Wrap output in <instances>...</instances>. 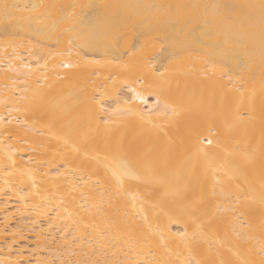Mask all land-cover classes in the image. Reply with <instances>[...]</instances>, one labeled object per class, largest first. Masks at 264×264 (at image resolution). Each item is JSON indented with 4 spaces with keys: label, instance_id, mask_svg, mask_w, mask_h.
I'll use <instances>...</instances> for the list:
<instances>
[{
    "label": "bare ground",
    "instance_id": "bare-ground-1",
    "mask_svg": "<svg viewBox=\"0 0 264 264\" xmlns=\"http://www.w3.org/2000/svg\"><path fill=\"white\" fill-rule=\"evenodd\" d=\"M0 22L30 42L0 45V209L61 233L57 264H264V0H0ZM12 245L0 264H55Z\"/></svg>",
    "mask_w": 264,
    "mask_h": 264
},
{
    "label": "rangeland",
    "instance_id": "rangeland-1",
    "mask_svg": "<svg viewBox=\"0 0 264 264\" xmlns=\"http://www.w3.org/2000/svg\"><path fill=\"white\" fill-rule=\"evenodd\" d=\"M2 24L3 23H1L0 22V25H1V29H2ZM1 29H0V31H1ZM13 36V37H12ZM11 37H9V35H8V37H6V36H2V35H0V45L2 44V43H8L9 42V40L11 41H13V39L14 40H22V44H20V46H19V50L20 49H23L24 48V50L26 49V47H28L29 46V44L28 43H30L29 41H28V37H26V36H22L21 34H17L16 33V36L15 35H12ZM11 41V42H12ZM21 42V41H20ZM33 42V43H32ZM31 42V44H34V43H37L38 44V42H37V40H34V41H32ZM35 45V44H34ZM37 47L39 46V44L38 45H36ZM11 48H13V47H11ZM18 49V48H17ZM23 50V51H24ZM124 90V89H123ZM123 90H121V93L122 92H124ZM0 205L2 206V200L0 201ZM8 204L10 205V206H8ZM8 204H6V206L4 207L3 206V209H4V211L2 212V210L0 209V229L3 227V228H5V230L6 231H8V232H6L5 234H7V235H5V234H2V235H5L6 237H2V238H0V247H1V249L2 248H4V247H6V246H8V245H11V244H13L12 245V248H13V250H14V252L16 251H18V250H22L25 254L27 253L28 255L30 254V257L32 256V259H30V257H29V259L32 261L33 260V262L35 261L34 259H36L37 258V256L38 257H45V258H47V255H48V258L51 256L52 257V262H54L55 264H57V261H60L59 259H58V256L59 255H57L56 257L54 256L55 255V252H54V249H55V251H56V249L57 250H60L61 249V247H62V244H58L59 242H62V241H60L59 239H61V236H59V235H61V233H57L58 231L55 229V231H54V235H55V239H52L51 237V235L50 234H46L47 236H48V238H46L45 236V243H42L43 245H45L46 246V248H44V247H41L40 248V246H43L41 243H39V241H41V240H38V239H36V237H37V235H36V233L39 231V230H41V231H44L45 233L46 232H48V233H51L50 231H47V229L46 228H43V227H47L46 225H44L45 223H43V221L39 224V223H34L33 222V220H31L30 218H29V220H28V218H27V216H21V215H19V213L17 212V210L15 211V207H14V203H8ZM12 204V205H11ZM8 208V209H7ZM11 212H13V213H11ZM3 213H6V214H9V215H11V218H10V220H9V222L8 221H5L4 220V217H5V215L3 214ZM15 214V215H14ZM4 215V216H3ZM22 217V218H21ZM13 218V219H12ZM4 220V221H3ZM33 222V223H32ZM33 224V225H32ZM42 226V227H40V226ZM30 226V227H29ZM33 226H34V229H33ZM8 228V229H7ZM38 230V231H37ZM15 233H14V232ZM1 232V231H0ZM13 232V233H12ZM35 232V233H34ZM1 235V234H0ZM57 235V236H56ZM51 236V237H50ZM51 239V240H50ZM53 240V241H52ZM62 240V239H61ZM38 241V242H37ZM51 242V243H49V242ZM56 242V243H55ZM58 242V243H57ZM9 243V244H8ZM48 243V244H47ZM7 244V245H6ZM51 245V246H50ZM57 245H61V246H58L57 247ZM39 246V247H38ZM49 246V247H48ZM53 246H54V248H53ZM48 247V248H47ZM50 247H52L51 249L53 250V252L52 251H48L47 249H49ZM7 249V247L6 248H4V251ZM3 250V249H2ZM12 250V251H13ZM39 251V252H38ZM45 251V252H44ZM33 252V253H32ZM40 253L41 255L39 256L38 255V253ZM50 252H52L53 254H51ZM57 252V251H56ZM59 252V251H58ZM57 252V253H58ZM37 253V254H36ZM26 254V255H27ZM51 254V255H50ZM36 255V256H35ZM34 256H35V258H34ZM51 257H50V259H51ZM60 257V256H59ZM73 259V258H72Z\"/></svg>",
    "mask_w": 264,
    "mask_h": 264
},
{
    "label": "snow or ice",
    "instance_id": "snow-or-ice-1",
    "mask_svg": "<svg viewBox=\"0 0 264 264\" xmlns=\"http://www.w3.org/2000/svg\"><path fill=\"white\" fill-rule=\"evenodd\" d=\"M209 143H211V141H209Z\"/></svg>",
    "mask_w": 264,
    "mask_h": 264
}]
</instances>
